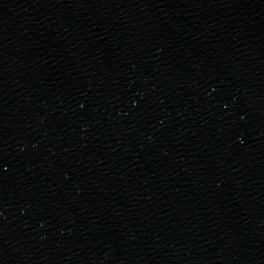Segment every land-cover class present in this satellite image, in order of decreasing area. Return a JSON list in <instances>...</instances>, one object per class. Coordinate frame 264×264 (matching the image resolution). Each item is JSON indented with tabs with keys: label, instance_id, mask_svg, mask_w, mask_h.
I'll return each mask as SVG.
<instances>
[{
	"label": "water",
	"instance_id": "water-1",
	"mask_svg": "<svg viewBox=\"0 0 264 264\" xmlns=\"http://www.w3.org/2000/svg\"><path fill=\"white\" fill-rule=\"evenodd\" d=\"M0 264H264V0H72Z\"/></svg>",
	"mask_w": 264,
	"mask_h": 264
}]
</instances>
